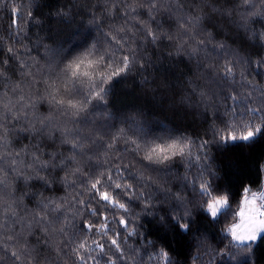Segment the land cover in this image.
I'll use <instances>...</instances> for the list:
<instances>
[{
    "label": "snow or ice",
    "instance_id": "6c2138e0",
    "mask_svg": "<svg viewBox=\"0 0 264 264\" xmlns=\"http://www.w3.org/2000/svg\"><path fill=\"white\" fill-rule=\"evenodd\" d=\"M34 2L0 0L11 5L14 37L27 35L29 21L39 23ZM96 3L88 27L53 48L42 45L41 67L35 57L33 64L21 59L19 78L0 90V264H177L170 245L143 235L142 216L155 217L158 232L193 236L191 264H205L201 250L206 264H255V249L264 245V182L233 191L225 182L233 165L218 167L212 148L226 154L264 143V0ZM162 13L174 24L166 28ZM101 16L109 28L103 42L96 39ZM162 45L208 73L200 71L203 83L189 80L180 101L202 120L203 134L150 120L152 112L113 111L110 101L130 77L148 83L145 49ZM7 51L20 58L13 46ZM11 79L0 66V83ZM19 134L31 143L17 147ZM47 141L66 151L45 158ZM258 169L264 177V163ZM33 180L69 194L33 192ZM164 205L171 206L164 211ZM197 221L207 227L194 236Z\"/></svg>",
    "mask_w": 264,
    "mask_h": 264
},
{
    "label": "trees",
    "instance_id": "16d2710c",
    "mask_svg": "<svg viewBox=\"0 0 264 264\" xmlns=\"http://www.w3.org/2000/svg\"><path fill=\"white\" fill-rule=\"evenodd\" d=\"M12 3L20 5L21 0H12ZM24 3H27V0H24ZM29 6L39 23L29 21L26 26L27 35L16 38L12 35L10 27L13 16L9 10L11 5L8 3L0 5V62L8 61V64H0V66L4 67L12 78L6 83H0V90H8L10 84L19 78L18 64L21 59L28 64H33L34 61L31 57H35L36 61H39L36 67L44 65L45 50L42 45L53 48L68 38L73 31L79 30L81 26L88 27L87 22L90 14L99 7L96 0H35ZM61 9L67 12V19L62 20L61 17L55 15ZM23 10L21 7V11ZM96 14L101 15L100 13ZM122 19L118 23L122 22ZM158 19L166 28L168 25L174 24V21L169 20L167 14L164 13ZM107 24L108 21L101 16L99 25L101 30L96 33V39L100 42L105 39L103 34L109 31ZM256 27L259 28L260 25H256ZM220 28L226 30L228 26L221 20ZM228 35L232 39H237L230 32ZM17 39H20L21 43H17ZM228 43H231V39ZM9 45L20 52V58L14 57L12 53L7 51ZM22 45L23 48L31 49V52L24 51ZM145 51L147 63L144 76L147 77L148 83H141L142 77L138 75L130 77L128 83L118 89V96L114 101H110L115 103L113 111L120 116L135 114L140 110L145 113L152 112L153 116L149 117L150 120L153 118L161 119L177 127L187 129L190 133L203 134L206 129L200 127L202 120L192 115L193 109L185 110L180 101L181 97L188 91L187 82L195 77L198 83H203V80L199 79V74L200 71H203L204 75L207 76V71L198 70L197 65L187 57L169 56L170 49L163 45L158 48L148 46ZM173 105L179 111L178 115L172 110ZM14 143L17 147H21L30 144L31 141L25 139L23 134H19L14 139ZM41 144L45 158L51 151H66V146H58L51 141L41 142ZM212 154L218 167L223 168L226 163L233 165L228 169V175L225 177V182L233 186V191L241 183L251 184L258 179L264 182V177H261L258 169V165L264 163V143L251 149L241 148L226 154L217 153L215 146H213ZM221 174L224 175L223 172ZM176 183L178 181L173 180V190H175ZM32 184L37 185L32 189L33 192L40 191L46 196L61 197L69 194V190L63 189L59 184L54 186L55 191L39 187L40 182L37 180H33ZM254 187H258V185ZM71 194L75 195V191ZM85 199L88 197L85 196ZM170 206L164 205V211H167ZM134 211L139 212L140 209L137 207ZM153 220L155 217H141V223L144 226L143 235L155 241L158 246L167 247L170 245L177 264H191V257L197 255L196 241L193 236L185 240L171 233L158 232L160 226L153 223ZM76 223L79 224V221ZM206 227L205 223L197 221V228L193 229L194 236L197 229ZM211 243L215 245V241H211ZM47 254L50 259L54 258V253L49 251ZM199 254L206 264L208 257L204 255L203 250ZM197 264L200 262L198 261ZM255 264H264V245L255 249Z\"/></svg>",
    "mask_w": 264,
    "mask_h": 264
}]
</instances>
